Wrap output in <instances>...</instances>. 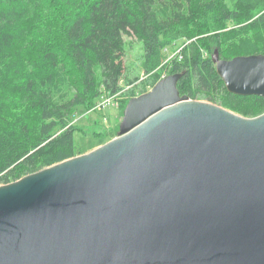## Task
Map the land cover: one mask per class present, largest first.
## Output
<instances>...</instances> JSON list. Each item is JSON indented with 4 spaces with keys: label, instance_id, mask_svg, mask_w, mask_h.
<instances>
[{
    "label": "water",
    "instance_id": "obj_1",
    "mask_svg": "<svg viewBox=\"0 0 264 264\" xmlns=\"http://www.w3.org/2000/svg\"><path fill=\"white\" fill-rule=\"evenodd\" d=\"M227 91L264 97V54L211 55ZM131 97L105 143L0 184V264H264V112Z\"/></svg>",
    "mask_w": 264,
    "mask_h": 264
},
{
    "label": "trees",
    "instance_id": "obj_2",
    "mask_svg": "<svg viewBox=\"0 0 264 264\" xmlns=\"http://www.w3.org/2000/svg\"><path fill=\"white\" fill-rule=\"evenodd\" d=\"M129 34L143 44L139 86L124 76ZM215 49L223 59L264 54V0H0V184L87 151L74 138L76 111L121 92L122 115L161 73L184 71L180 95L264 112V97L227 91Z\"/></svg>",
    "mask_w": 264,
    "mask_h": 264
},
{
    "label": "rangeland",
    "instance_id": "obj_3",
    "mask_svg": "<svg viewBox=\"0 0 264 264\" xmlns=\"http://www.w3.org/2000/svg\"><path fill=\"white\" fill-rule=\"evenodd\" d=\"M123 41V63L125 67L124 76H126V79L132 80L131 85L137 84L147 77V74L144 73L142 68L143 44L132 34L125 35L123 37ZM183 45V41L177 40L173 45L168 46L164 50V63L167 62L174 54H178L179 49H181ZM163 74L164 73H161L160 78L163 76ZM137 85L139 86L141 83H138ZM123 96L121 92L118 96H116L115 99H117L118 102L116 106L113 104V102L108 104L102 103L105 97L101 96L98 100L99 102H97L96 106H94L92 109L85 110L79 108L76 111L75 115L72 117L71 123L75 124L79 128L74 133V138L77 144L84 147L87 146V151H89L105 143V140L116 136L123 115H121V109L119 108L121 100L126 95L124 97ZM198 100L210 102L206 99ZM93 132L97 134H93ZM92 135H94V137Z\"/></svg>",
    "mask_w": 264,
    "mask_h": 264
},
{
    "label": "built area",
    "instance_id": "obj_4",
    "mask_svg": "<svg viewBox=\"0 0 264 264\" xmlns=\"http://www.w3.org/2000/svg\"><path fill=\"white\" fill-rule=\"evenodd\" d=\"M163 76H165V75H163ZM162 76V77H163ZM120 93H116V94H114V95H111V96H104L105 97V99H104V101L102 102V103H106V104H108V103H111V102H113V104L116 106L117 105V99H115L116 98V96H118Z\"/></svg>",
    "mask_w": 264,
    "mask_h": 264
}]
</instances>
